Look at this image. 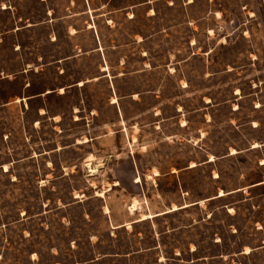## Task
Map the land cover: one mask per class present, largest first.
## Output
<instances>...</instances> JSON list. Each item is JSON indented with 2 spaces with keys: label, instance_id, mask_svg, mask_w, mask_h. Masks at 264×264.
<instances>
[{
  "label": "rangeland",
  "instance_id": "374dc122",
  "mask_svg": "<svg viewBox=\"0 0 264 264\" xmlns=\"http://www.w3.org/2000/svg\"><path fill=\"white\" fill-rule=\"evenodd\" d=\"M131 1L0 0V264H222L264 233L260 190L215 197L264 176L236 153L264 138V0H180L144 42Z\"/></svg>",
  "mask_w": 264,
  "mask_h": 264
},
{
  "label": "crops",
  "instance_id": "0c3cea01",
  "mask_svg": "<svg viewBox=\"0 0 264 264\" xmlns=\"http://www.w3.org/2000/svg\"><path fill=\"white\" fill-rule=\"evenodd\" d=\"M85 1L87 4H89L88 0H85ZM114 1H116V0H101V4L105 6V5H110L113 3V5H115ZM179 1L180 0H134L131 2H126V4L116 6V9H118L120 11L125 10L127 8L132 9L131 11H133V13L136 14L135 17L129 16L131 18L134 17V19L130 22L132 24V28H134L133 37L135 35H138L139 40H136V41L137 42H144L146 40L150 41L151 38L158 35L160 32L163 34L164 37L169 35L168 30H170L172 28V25H173V24H171V22H170L169 26H165V28H167V30H165L164 33L162 31L163 28H161L160 32H158L159 29L154 30L155 27H153L152 24H156V23H159L161 21V17H158L156 15L157 11H161V9H160L161 7H163L164 11H176L177 10L176 8H177V5L179 4ZM187 2L190 3L192 1H187ZM188 3H186V4H188ZM138 13H141V16ZM140 18H142V20ZM105 23L107 25V21H105ZM93 24H94V27L87 28L86 27L87 24H86L85 28H86V30L93 32L95 34L94 36L97 38V40L101 44V41H100L101 34H100V36L98 35V32H97L98 27L94 21H93ZM100 25L102 26V24H100ZM106 25H103V27L107 28ZM100 33H101V30H100ZM68 58H70V57L69 56L64 57L63 59H61V61L67 60ZM75 85H77V83ZM63 89H64L63 92L62 91L58 92L59 95L66 94L67 87H64ZM46 91L44 92V94L45 95L49 94V92L48 91L46 92ZM117 103H118V101H117ZM111 104H113V103H111ZM40 110H43L44 113H39ZM39 111H38V114L42 115V114H47L50 110L47 107H41L39 109ZM56 115H58V113L53 114L51 116L52 119L57 117ZM253 139H254V142L258 143L257 147H252L251 145L253 142H250L249 146L244 147L242 149H236V153L242 152V151H250V150H254V149L256 150L258 147L260 149H262V146H264V138L260 137V138H258L259 140H255L256 138H252V140ZM236 153H233V154H236ZM229 155H232V154L229 153L228 156ZM258 165L264 166V163H262V164L260 163ZM252 190H260L261 201L264 202V176L261 177L260 179L256 180V181L249 183V184H245L243 186H236L233 189H230L228 191H224L225 192L224 195L215 196V197L219 198V197H223L225 195H231V194L236 193V194H240V196H241L240 199H242L243 201H248V200H250L251 196L250 195L249 196L243 195V192H248V191H252ZM250 216H251V218H253L252 216H254L255 219L256 218L260 219L259 221H261V223L264 225V214L262 212H259L258 214L251 212ZM262 240H264V233L262 234V236L259 237V243L258 244H254L252 241H245V242H243L245 244H241V245H232V244L225 245V244H223L222 247H226L224 250H222L216 254L209 255L208 258H209V260H214V259L218 258V259H220L222 264H236V262H238L237 264H264V254H263L264 249H262L264 247L262 246L263 244L261 243ZM244 246L249 249L247 252H245V249L243 248ZM258 246H261V247L257 248ZM154 248H157V247L155 246ZM260 248L262 249L261 251H262L263 258L259 259V261H257V260H255L256 258H254L252 256L255 254V250L260 249ZM194 250H196V248ZM225 254L227 255L228 259L222 260L221 258H223V256ZM204 260H205V256H196L195 258H188L186 260L187 263H185V264H201V263H205ZM165 263H166V261H165ZM165 263H162V264H165Z\"/></svg>",
  "mask_w": 264,
  "mask_h": 264
}]
</instances>
